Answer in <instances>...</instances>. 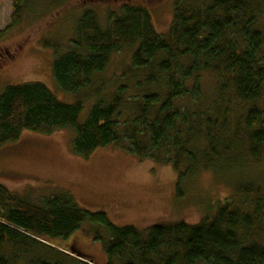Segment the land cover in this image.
<instances>
[{
	"label": "trees",
	"instance_id": "trees-1",
	"mask_svg": "<svg viewBox=\"0 0 264 264\" xmlns=\"http://www.w3.org/2000/svg\"><path fill=\"white\" fill-rule=\"evenodd\" d=\"M29 1H15L12 25ZM136 45L126 82L97 101L84 123L85 98L68 105L41 84L7 87L0 97V154L15 149L25 132L51 135L71 128L75 155L89 158L99 148L118 147L172 163L181 183L196 173H218L221 165L231 164L233 151L263 162L264 107L254 104L264 96V0H175L167 38L142 6L125 4L120 13L110 12L106 29L86 11L71 50L55 57L57 85L64 93H80L113 55ZM210 74L218 79L213 99L203 90ZM233 90L238 100L252 104L239 119L240 130L231 122L228 91ZM262 188L250 185L239 195L258 196ZM234 198L220 202L216 214L197 225H155L144 234L133 226H114L105 213L85 211L70 196L34 204L0 185V264H97L56 244L86 222L107 229V264H264V245L258 242L263 199L251 207L246 197L237 207Z\"/></svg>",
	"mask_w": 264,
	"mask_h": 264
},
{
	"label": "rangeland",
	"instance_id": "rangeland-1",
	"mask_svg": "<svg viewBox=\"0 0 264 264\" xmlns=\"http://www.w3.org/2000/svg\"><path fill=\"white\" fill-rule=\"evenodd\" d=\"M15 1L0 0V32H4L0 35V97L9 86L41 84L68 105L85 98L80 116V122L84 123L97 101L105 100L117 84L126 82L124 73L131 67L138 45L113 55L105 71L95 74L91 84L80 93H64L55 80L53 63L57 52L62 56L71 50L79 18L92 11L99 25L106 29L110 12L120 13L125 4L142 6L151 13L157 33L167 38L175 0H30L20 22L12 25ZM217 84L213 75L204 76L205 98L217 97ZM228 92L233 93L230 104L233 129H243L239 119L252 104L238 100L234 90ZM254 105L263 108L264 96ZM75 138L71 128L51 135L25 132L15 149L0 154V185L9 194L34 204H42L53 196H70L85 211L105 213L114 226H133L144 234L155 225L177 222L197 225L216 214L220 202L234 198L250 185L263 188L259 197L246 196L249 206L261 198L264 210V159L258 162L247 156L241 158L233 151L231 164L221 165L218 173H196L181 183L179 171L172 163L140 158L118 147L99 148L89 158L79 157L73 152ZM246 197L234 198L237 207ZM109 240L103 225L86 222L68 240L56 244L82 261L88 257L97 264H107L109 253L105 243ZM258 242L264 245L262 229Z\"/></svg>",
	"mask_w": 264,
	"mask_h": 264
}]
</instances>
